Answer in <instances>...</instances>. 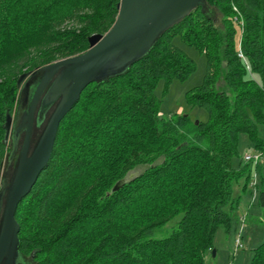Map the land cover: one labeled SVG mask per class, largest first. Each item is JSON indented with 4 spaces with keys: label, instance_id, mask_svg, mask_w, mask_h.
<instances>
[{
    "label": "trees",
    "instance_id": "1",
    "mask_svg": "<svg viewBox=\"0 0 264 264\" xmlns=\"http://www.w3.org/2000/svg\"><path fill=\"white\" fill-rule=\"evenodd\" d=\"M119 2L0 0V186L5 157L14 170L21 147L13 152L6 128L20 76L86 51L91 35L112 27ZM262 12L264 0H201L138 62L84 89L19 204L18 264H205L217 231L238 224L239 193L253 178L249 162L233 165L240 135L264 153ZM176 37L205 55L204 79L187 100L208 112L207 121L160 116L159 81L197 69ZM260 185L264 225V173ZM176 218L169 235L155 237ZM250 264H264V240Z\"/></svg>",
    "mask_w": 264,
    "mask_h": 264
},
{
    "label": "water",
    "instance_id": "2",
    "mask_svg": "<svg viewBox=\"0 0 264 264\" xmlns=\"http://www.w3.org/2000/svg\"><path fill=\"white\" fill-rule=\"evenodd\" d=\"M200 2L120 0L114 24L105 34L91 35L86 51L20 76L18 106L6 122L7 140L8 143L12 140L13 152L24 135L11 178L7 180L1 171L0 264L19 262L20 224L16 219L19 204L47 166L60 123L77 104L84 89L93 82L121 74L138 62L167 30L191 14ZM38 118L43 119L41 124L47 119L35 139ZM7 156L10 158L9 153ZM2 167L3 164L1 170ZM121 185L122 182L117 183L112 192Z\"/></svg>",
    "mask_w": 264,
    "mask_h": 264
},
{
    "label": "rangeland",
    "instance_id": "3",
    "mask_svg": "<svg viewBox=\"0 0 264 264\" xmlns=\"http://www.w3.org/2000/svg\"><path fill=\"white\" fill-rule=\"evenodd\" d=\"M261 15L264 19V12H262ZM174 44L183 49L192 59H194L197 69L187 79H175L169 83H167L164 79L159 81L155 93L161 99L160 116L168 118L175 113H180L190 115L195 122L198 120L207 121L209 117L208 112L199 106H191L187 100V92L199 86L204 79L207 67L205 55L200 53L195 47L185 44L179 37L175 38ZM254 78L260 81L258 75H254ZM45 122L39 132L42 131ZM23 135L24 134L20 137V146L23 141ZM37 137L38 136H35V139H37ZM9 142L11 144L12 140H9ZM238 149L239 156H236L233 159V165L236 168L239 167L240 160L244 159L245 154L261 153L256 150L252 141L246 134L240 135ZM9 160L10 158L6 156L1 170L2 174H5L7 180L11 178L13 173L12 169L7 171ZM249 163L250 168H252V176L254 177V174H257V184L258 187H260L261 173H264V153H262L260 162L262 168L259 172H256V164L254 162ZM143 169V167L137 168L135 170V174L140 173ZM245 182L246 178L243 177L239 181L238 185H243ZM237 188L238 187H236V195L239 193V188ZM252 190V186L249 185L248 189L244 191L243 194L239 193L241 194L242 199L240 206L236 210L239 217L247 216L243 227V246L235 252L236 232L239 230L242 223L239 222L237 226L234 225L230 233H227L223 228H220L214 238L213 250H215L217 254L213 256V251L212 253H208L205 259V264H250L254 256L255 248L258 247L264 240V225L262 222H259V219L263 220V212L258 204V195L260 190L258 191L254 202H252ZM177 220L178 218L170 221L165 227H163L162 230L155 234V237L157 238L169 235L174 229Z\"/></svg>",
    "mask_w": 264,
    "mask_h": 264
},
{
    "label": "built area",
    "instance_id": "4",
    "mask_svg": "<svg viewBox=\"0 0 264 264\" xmlns=\"http://www.w3.org/2000/svg\"><path fill=\"white\" fill-rule=\"evenodd\" d=\"M239 56L241 58H244L243 53H239ZM261 158H262V153L260 154H252V153H247L244 156V160L245 162H254L255 164H258L261 162ZM250 185L252 186L253 190H252V194H253V200L255 199L258 191H259V187L257 184V174H254V177L252 178ZM247 219V216H242L239 217V222L242 223L241 227L239 228V230H237L236 232V238H235V252H237L242 246V237H243V227H244V223Z\"/></svg>",
    "mask_w": 264,
    "mask_h": 264
},
{
    "label": "crops",
    "instance_id": "5",
    "mask_svg": "<svg viewBox=\"0 0 264 264\" xmlns=\"http://www.w3.org/2000/svg\"><path fill=\"white\" fill-rule=\"evenodd\" d=\"M241 199H242V196H241ZM241 199H240V202H241ZM240 202H239L238 207L240 206ZM252 202H254L253 198H252ZM236 217H237V219H238V223H239V215H238V212H237V211H236ZM259 222H262V220L259 219ZM237 225H238V224H237ZM237 225H236V226H237ZM216 254H217V252H216Z\"/></svg>",
    "mask_w": 264,
    "mask_h": 264
}]
</instances>
